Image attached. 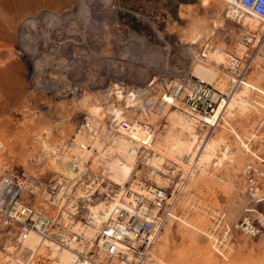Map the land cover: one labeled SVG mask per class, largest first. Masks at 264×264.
Here are the masks:
<instances>
[{
  "label": "rangeland",
  "instance_id": "1",
  "mask_svg": "<svg viewBox=\"0 0 264 264\" xmlns=\"http://www.w3.org/2000/svg\"><path fill=\"white\" fill-rule=\"evenodd\" d=\"M227 10L226 2L220 0H77L61 16L44 9L35 18L25 20L15 38L4 32L8 38L11 36L8 40L1 34L0 72L4 73L1 76L7 75V81L3 78L4 83L0 85L7 92L0 97V142L3 146L0 174L9 170L25 175L46 198L47 187L59 184L61 177L54 172L41 139L56 146L62 156L64 146L75 139L77 133L83 132L84 119L89 115L82 103L85 96L95 99L106 93L104 89L119 81L133 88L127 92L122 90V97H128L130 93L137 95L140 93L138 87L155 78L158 97L174 77L185 71L193 73L198 59L203 58L204 45L220 47L239 57L233 49L242 44L240 32L245 27L230 18ZM195 31L203 37L197 49L189 44ZM261 33L256 31L254 46ZM254 52L250 50L242 56L244 60L253 58L247 81L252 74L264 70V61L256 60L261 53ZM223 66L227 65L218 67L222 71L219 76L227 74ZM141 112L139 107L129 108L128 120L155 126L154 145H164L171 132L186 139L181 129H172V122L177 121L173 107H167L162 118L151 113L146 119ZM257 118L253 111L249 112L247 119L238 118L231 124L243 140L250 143V149L252 147L251 150L264 158V113L260 119L262 122ZM222 124L223 121L220 126ZM220 126L214 133L223 129ZM250 127L256 136L248 142L250 139L245 135ZM206 133L210 132L207 130ZM235 137L232 132L228 133L230 140L237 141ZM251 160L254 158L249 153L243 154L238 169L232 165L224 166L215 173L218 179L200 180L189 192L184 190L172 218L174 225L164 242L171 257L168 263L180 260L187 264H264V230L262 235L255 237L235 233L234 238L222 246L216 245L210 236L213 217L221 211H226L232 221L242 215L248 198L241 171ZM170 163L172 166L165 167L171 172V179L181 183L186 172H178L179 165L173 161ZM139 167L142 169L140 178L145 182L148 167L142 162ZM87 174L80 183L95 178L90 170ZM172 185L174 187V183ZM108 187L103 185L88 201L91 202L89 205L106 198ZM30 202L35 205V196ZM77 203L79 214L73 218L85 222L86 204L81 200ZM41 210L58 217L50 210ZM9 236L14 241V234L3 231L0 222V251L6 253ZM161 238L162 234L158 241ZM155 246L152 253L157 261L159 254ZM208 250L214 254V260L209 258ZM44 262H49V258L41 259L39 264Z\"/></svg>",
  "mask_w": 264,
  "mask_h": 264
},
{
  "label": "bare ground",
  "instance_id": "2",
  "mask_svg": "<svg viewBox=\"0 0 264 264\" xmlns=\"http://www.w3.org/2000/svg\"><path fill=\"white\" fill-rule=\"evenodd\" d=\"M76 2L77 0H0V36L3 40V34L8 36L4 33L6 32L15 38L20 24L25 20L35 18L40 11L49 9L55 15L61 16ZM220 2H226L228 16L238 20L245 27L246 34L264 31V18L260 19L243 11L237 6L236 0H220ZM10 37H7L8 40ZM202 38L201 33L195 31L190 37L189 44L197 49ZM241 42L243 45L240 43L233 50L239 57H244L248 49L242 40ZM209 46L205 50L208 59H198L199 62L194 66L193 75L213 84L216 82L217 87L223 91H230L229 84L233 76L226 70L224 72L227 74L219 76L222 71L218 67L222 64H232L233 58L236 57L220 47ZM254 47H256L257 54L263 50V48H258V44ZM256 60L264 61V51L256 56ZM0 73H2L0 74V84L3 85L2 81L6 80L7 75L4 77L1 76L4 73ZM2 85H0V97L2 94L6 95L7 92ZM262 85L264 86V70L257 75L252 74L250 81H245L242 86L231 89L229 99L219 105L213 117H207L211 122L219 117L222 118L223 124L220 127L223 129L217 134L206 133L208 129L205 128L203 122L204 116L198 114L191 116L180 106L173 107L176 110L173 115L177 117V121L172 122V129H181L182 133H185L186 139L171 132L166 143L161 147H158L159 144H153L154 132H148L144 128L148 124L147 122L139 121L136 122L137 124L132 122V131L128 133L114 126L105 128L112 116L118 122L128 119L127 113L132 107L134 109L139 107L142 110V116L149 119L151 113L143 107L140 93L137 95L130 93V96L126 98L121 97L120 92L124 91L123 88L114 84L113 87L104 89L103 92L106 93L95 99L90 98L87 94L88 96L82 100L89 113L86 123L82 126L83 132L77 133L74 144L65 147L62 156L58 154L56 146L41 139L42 147L50 159L54 172L61 178L58 180L60 187L54 197L47 194L48 196L44 198L40 188L36 187L34 206L38 211L42 208L50 210L58 216L57 218L65 227L60 230L65 237L64 243L33 230L29 232L21 246H18V243L9 236L6 241V253L0 251V264H39L40 260L45 257L49 258V262H44V264H72L76 255L94 245L98 236L96 228L73 218L79 214L77 201H83L88 209H91L95 215L101 214L102 221L107 222L112 216H115V212L120 208L129 209L130 206L138 208L137 192L140 195L152 197L148 186L140 178L142 173V169L139 167L140 161L148 167L147 175H145L148 180L170 190L182 184L185 193L189 192L190 188L200 180L218 179L215 173L224 166L232 165L233 168L238 169L243 161V154H248L244 148L251 152L254 151L233 127L231 121L238 120V118L247 119L249 112L254 111L258 115L257 121L262 122L264 113ZM167 98L169 99L170 96ZM98 123L105 124L103 130L94 129ZM250 128L246 130L250 136L244 133L248 139L256 136L255 130L252 132V127ZM229 132L236 135L235 139L240 142L230 140ZM170 161L179 165L178 168L176 167L178 172H186L181 177V183L171 179V172L165 167L166 165L172 166ZM89 170L95 178L90 177L87 182L80 183L84 180V175H88L87 171ZM4 172L5 170L1 174ZM186 181L189 184H186ZM172 183H174V187ZM105 184L109 186L105 190L108 192H105L107 197L89 205L91 202L88 201H91L92 196ZM63 210L65 211L63 212ZM172 218L174 219V216L168 219L164 228L155 236L154 246L155 244L156 246L154 249L159 254V257L155 256L157 261L154 260L152 253L146 264H187L180 260L172 261V263L167 262L171 257L164 242L174 225ZM161 234L162 238L158 241ZM159 243L162 244L157 246ZM208 253L209 258L214 260L215 256L212 251Z\"/></svg>",
  "mask_w": 264,
  "mask_h": 264
},
{
  "label": "built area",
  "instance_id": "3",
  "mask_svg": "<svg viewBox=\"0 0 264 264\" xmlns=\"http://www.w3.org/2000/svg\"><path fill=\"white\" fill-rule=\"evenodd\" d=\"M236 3L243 11L260 19L264 18V0H236ZM236 21L241 24L238 20ZM261 32L257 44L258 48L264 49V31ZM255 33L248 35L244 31L240 32V38L248 49L246 52L256 50L253 43V40L255 42L257 39ZM207 47L208 44L202 49L203 58H207L205 53ZM235 57L232 64L223 66L233 76L229 84L230 91L232 88L242 86L253 68L252 57L246 60L243 57ZM116 83L124 91L133 89L123 81ZM137 89L140 91L143 107L149 113L163 115L167 107L180 106L191 116L196 114L204 116L205 128H208L210 133H213L223 120L219 117L211 122L207 117H213L219 105L222 102L225 103L230 95L229 90L223 91L189 71L174 77L158 97L155 94L157 92L155 78ZM168 96H170L169 99ZM86 120L87 116L84 119L85 123ZM104 125L98 123L94 129L101 131ZM113 126L125 133L131 132L133 127L131 120L124 119L118 122L112 116L106 128ZM144 128L148 132L155 130V126L150 124L145 125ZM73 144L74 138L64 147H70ZM2 148L0 142V150ZM247 152L254 158L248 161L241 171L248 201L240 218L234 221L228 219L226 211H221L213 217L210 236L218 246L228 244L238 232L248 237L263 234L264 158L256 152ZM145 184L152 197L140 195L137 192L138 208L136 206H130L129 209L120 208L108 222L102 221L101 214L95 215L91 209L86 208L83 219L87 225L98 230V236L94 245L79 252L72 264H146L148 262V258L152 255L155 236L164 228L168 219L176 215L184 186L181 184L170 190L151 183L150 180L145 181ZM59 187L60 184H56L47 187L46 191L54 197ZM36 193V185L25 175L9 170L0 175V222L3 231L8 234L13 233L18 246L22 245L31 230L64 243L65 237L60 231L65 228L64 224L57 217L38 211L30 202V198L36 196Z\"/></svg>",
  "mask_w": 264,
  "mask_h": 264
},
{
  "label": "crops",
  "instance_id": "4",
  "mask_svg": "<svg viewBox=\"0 0 264 264\" xmlns=\"http://www.w3.org/2000/svg\"><path fill=\"white\" fill-rule=\"evenodd\" d=\"M146 84H147V83H146ZM146 84H145V85H146ZM127 85H128V84H127ZM143 86H144V85H143ZM123 95H124V94H121L120 96L122 97ZM128 96H129V95H128ZM124 98H126V97H124ZM154 114H155V113H154ZM156 115H158V114H156ZM159 116L162 118L163 115H159Z\"/></svg>",
  "mask_w": 264,
  "mask_h": 264
}]
</instances>
